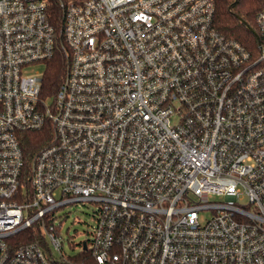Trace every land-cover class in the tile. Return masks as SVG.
<instances>
[{"label":"built area","instance_id":"obj_1","mask_svg":"<svg viewBox=\"0 0 264 264\" xmlns=\"http://www.w3.org/2000/svg\"><path fill=\"white\" fill-rule=\"evenodd\" d=\"M59 8L0 0V264H264V6L256 56L217 0ZM80 203L69 256L55 223Z\"/></svg>","mask_w":264,"mask_h":264},{"label":"trees","instance_id":"obj_2","mask_svg":"<svg viewBox=\"0 0 264 264\" xmlns=\"http://www.w3.org/2000/svg\"><path fill=\"white\" fill-rule=\"evenodd\" d=\"M48 3L53 19L59 23L62 17L59 0H48ZM263 6L264 0H217L215 25L222 34L240 42L256 56L262 43V38L257 36L259 32L256 17ZM65 70L66 63L61 57L49 64L46 71V89L50 94L57 90ZM39 145L37 137L34 140H27L30 152H35Z\"/></svg>","mask_w":264,"mask_h":264},{"label":"rangeland","instance_id":"obj_3","mask_svg":"<svg viewBox=\"0 0 264 264\" xmlns=\"http://www.w3.org/2000/svg\"><path fill=\"white\" fill-rule=\"evenodd\" d=\"M44 72V65L33 67ZM97 203H80L72 205L57 214L55 225L59 226L60 233L65 240L64 250L69 256H75L81 251V244L92 238L93 227L96 224L95 213Z\"/></svg>","mask_w":264,"mask_h":264},{"label":"water","instance_id":"obj_4","mask_svg":"<svg viewBox=\"0 0 264 264\" xmlns=\"http://www.w3.org/2000/svg\"><path fill=\"white\" fill-rule=\"evenodd\" d=\"M253 31V30H252ZM254 32V31H253ZM254 34H256L255 32H254Z\"/></svg>","mask_w":264,"mask_h":264}]
</instances>
